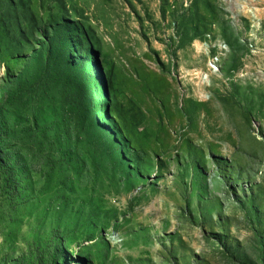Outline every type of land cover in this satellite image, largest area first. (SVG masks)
Here are the masks:
<instances>
[{"label": "rangeland", "instance_id": "rangeland-1", "mask_svg": "<svg viewBox=\"0 0 264 264\" xmlns=\"http://www.w3.org/2000/svg\"><path fill=\"white\" fill-rule=\"evenodd\" d=\"M61 10L93 41L100 129L42 114L32 144L5 98ZM0 104V264H264V0H0Z\"/></svg>", "mask_w": 264, "mask_h": 264}, {"label": "trees", "instance_id": "trees-1", "mask_svg": "<svg viewBox=\"0 0 264 264\" xmlns=\"http://www.w3.org/2000/svg\"><path fill=\"white\" fill-rule=\"evenodd\" d=\"M194 10L195 15L192 16L195 21L202 15L198 5L193 3L188 12ZM207 10L215 9L207 7ZM184 14L183 19L186 17ZM42 26L41 42L32 55L27 56V65L20 71L5 99L10 105H18L24 113L26 121L22 136L32 144L47 138L48 133L56 129L57 120L50 123L48 131L40 133V116L55 112L60 117L58 123L64 126L62 136L79 139L83 130L99 125L97 115L92 116V113L100 100V89L105 94L101 73L95 65L97 54L93 41L85 26L65 15L63 10ZM192 31L190 42L200 36L197 27ZM4 114V107L0 104L1 127ZM18 136L17 120L8 126V130L0 128V162L6 157L14 159L16 154L2 155L1 150L7 140L16 145ZM111 136L114 137L113 134ZM58 137L59 134L55 133L52 139ZM129 154L134 156V151L130 150Z\"/></svg>", "mask_w": 264, "mask_h": 264}, {"label": "bare ground", "instance_id": "bare-ground-1", "mask_svg": "<svg viewBox=\"0 0 264 264\" xmlns=\"http://www.w3.org/2000/svg\"><path fill=\"white\" fill-rule=\"evenodd\" d=\"M215 61H216V59L211 62V67H213V68H215Z\"/></svg>", "mask_w": 264, "mask_h": 264}, {"label": "built area", "instance_id": "built-area-1", "mask_svg": "<svg viewBox=\"0 0 264 264\" xmlns=\"http://www.w3.org/2000/svg\"><path fill=\"white\" fill-rule=\"evenodd\" d=\"M211 64V60H210V62H209V65Z\"/></svg>", "mask_w": 264, "mask_h": 264}]
</instances>
